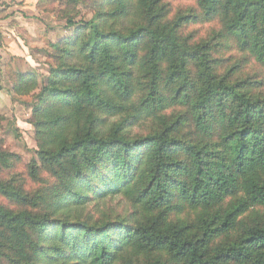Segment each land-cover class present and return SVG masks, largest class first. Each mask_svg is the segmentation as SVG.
<instances>
[{
  "label": "trees",
  "instance_id": "obj_1",
  "mask_svg": "<svg viewBox=\"0 0 264 264\" xmlns=\"http://www.w3.org/2000/svg\"><path fill=\"white\" fill-rule=\"evenodd\" d=\"M186 1L67 0L16 72L38 150L27 181L0 140V264H264V0Z\"/></svg>",
  "mask_w": 264,
  "mask_h": 264
},
{
  "label": "rangeland",
  "instance_id": "obj_2",
  "mask_svg": "<svg viewBox=\"0 0 264 264\" xmlns=\"http://www.w3.org/2000/svg\"><path fill=\"white\" fill-rule=\"evenodd\" d=\"M39 1L0 0V140L3 141L5 149L20 157L14 172L20 173L27 181V167L33 158H37L35 128L30 118L33 112L32 102L39 89L24 95L14 93V76L18 71H35L39 83L42 84L43 77L48 75L53 62L49 55L53 51L50 44L70 31L66 27V18L62 16L67 0L41 8L38 7ZM176 3L177 9L196 7L194 1L176 0ZM78 10L77 19L91 16L84 4L79 5ZM218 27V23L200 22L191 26L189 31L198 30V35L204 36ZM231 52L240 56L236 50L231 49L224 54L229 55ZM253 66L255 63L249 67L250 71L264 70ZM119 201L116 199L110 202L108 207L116 205V208L125 209V203ZM0 203L8 204V201L0 195Z\"/></svg>",
  "mask_w": 264,
  "mask_h": 264
}]
</instances>
